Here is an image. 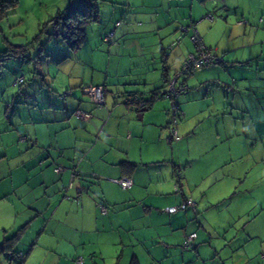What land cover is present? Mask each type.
Listing matches in <instances>:
<instances>
[{"label": "crops", "instance_id": "obj_1", "mask_svg": "<svg viewBox=\"0 0 264 264\" xmlns=\"http://www.w3.org/2000/svg\"><path fill=\"white\" fill-rule=\"evenodd\" d=\"M13 1L6 17L56 0ZM214 1L98 2L100 27L69 49L77 71L51 78L72 96L41 93L35 121L0 130V240L18 234L22 264H264V0H222L225 20L210 15ZM189 23L226 64L178 79L189 90L178 97L181 138L170 143L168 98L144 109L115 101L166 89L162 75L192 50L190 31L177 28ZM104 32H113L105 56ZM88 85L104 86L106 106L87 100ZM251 161L261 173L240 191ZM120 177L132 186L110 180ZM187 198L195 210L165 211ZM192 232L194 247L184 248Z\"/></svg>", "mask_w": 264, "mask_h": 264}, {"label": "rangeland", "instance_id": "obj_2", "mask_svg": "<svg viewBox=\"0 0 264 264\" xmlns=\"http://www.w3.org/2000/svg\"><path fill=\"white\" fill-rule=\"evenodd\" d=\"M96 1L101 4L105 0ZM214 2V6L218 5L220 8L215 10L216 12L214 10L210 12V15L215 16L214 14L217 13V18L225 20L228 14L223 12L224 2L222 0H215ZM63 4H66V0L44 1L43 6L37 2L27 13L21 14L22 10L17 9L8 17L0 18V130L10 122L17 124L19 117L22 116L23 120L27 122L35 121L38 118L35 105L41 93L46 92L51 96L54 94L60 100V93L69 89L73 92V88L69 86L56 89L55 85L51 84V78L56 75H58V82L61 83L68 80L69 73L74 70L77 71L61 31L56 33L54 27L48 23V19L55 15V10L60 9L61 5L65 6ZM99 27L98 21L87 24L88 36L93 28ZM102 36L100 38L102 45L100 51L105 56L106 52H110L109 47L111 45L105 44L102 41ZM8 44L24 46V49L20 52H17L20 49L10 50ZM90 45L88 42L85 47L89 49ZM203 68L194 72L197 73ZM88 69H86L87 72ZM20 76H23V81L17 83L16 79ZM28 106H31L30 114L28 113ZM249 166V177L245 181L243 179L244 182L241 184L240 191L248 185H252L255 175L261 173L262 166L260 163L251 161ZM258 219L264 221L261 220L260 216ZM252 224L254 222L243 226L240 230L250 229ZM259 252L264 254V248L259 249ZM3 259L4 257L0 256L1 263H3ZM4 261L5 264H8L5 259Z\"/></svg>", "mask_w": 264, "mask_h": 264}, {"label": "trees", "instance_id": "obj_3", "mask_svg": "<svg viewBox=\"0 0 264 264\" xmlns=\"http://www.w3.org/2000/svg\"><path fill=\"white\" fill-rule=\"evenodd\" d=\"M15 6H16V2L13 0H0V18L6 17L7 11L10 10L11 8L15 7ZM99 16H100L99 7L97 5L96 0H71V1H69L68 5L63 10H60L55 16H52L51 18H49L48 23L54 27V29L56 30V33L57 32L59 33L61 31L60 33L62 34L63 39L67 42L69 49L71 51H76L77 49H79L83 45V43L86 40V37H87L86 25L91 23V22H94V21H99ZM247 23H248V21H247ZM247 23H244V24H247ZM107 33H109V32H104L102 34L103 35L102 41L105 44L109 45L113 42V39L111 42L106 41L105 36ZM190 34H191V32H190ZM8 45L10 47V50L16 51V49H20L17 52H20V51H22V49H24V46H16V45H12V44H8ZM169 48L170 47H167L166 51H163L164 56L169 53ZM208 48L210 49V51L213 55L220 56L224 59V57L222 55L216 53L212 48H210V47H208ZM190 52H194V47H192V50ZM189 53H187V55ZM187 55L185 56L183 61L186 59ZM182 62L180 64L179 68L174 73H172L171 75L166 74L167 71H165L164 74L162 75L161 80L166 85L165 90L161 91V90L155 89L147 97L141 93H138V92H125L116 98L115 105L134 106L137 109H144V108L151 106V104L154 102V100H156L157 98L165 97V95L168 93L169 81L173 77V75L180 70ZM225 64H226V60L224 59V63H222V62H220V63H208V64H205V65L199 67V68H202V67L208 66V65H225ZM199 68H197V69H199ZM197 69H195V70H197ZM195 70H192V71H190L184 75H180L178 77V79L193 73ZM178 79L176 80V85L178 87L184 86L185 89H184V91L177 94V96L175 98L176 103H177L178 108H179V115H178L177 123H178L180 116L182 114V111L180 110L179 103H178V97H179V95H181V94H183L189 90V87L184 82H178ZM99 86H101L103 89L104 104L102 107H104V106H106L105 88L102 85H99ZM81 90H82V87H81ZM67 91L71 92L70 95L64 96L62 98L59 97L61 100H65V99L72 96V91L70 89ZM166 98H168L170 100L169 97H166ZM87 100L90 101V98L88 97ZM93 105L96 106L95 104H93ZM77 111H79V110L76 109L74 114ZM169 114H170V107L168 108V116H169ZM176 127H177V125H176ZM24 139L26 140V137ZM166 140L167 141L169 140L170 143L173 142L169 138V126H168V133L166 136ZM17 237H18V234L16 233L14 236L9 237V238H5L2 240V242H0V252L3 254L5 260H6V256L8 255V253H12V254L16 255L18 252H23L20 250H15L12 247L14 242L16 241ZM192 247H194V245ZM192 247H190V248H192ZM24 255H25V253H24ZM23 260L24 259H22V260H16L15 259L13 264H22L24 262ZM6 262L8 263L7 260H6Z\"/></svg>", "mask_w": 264, "mask_h": 264}, {"label": "built area", "instance_id": "obj_4", "mask_svg": "<svg viewBox=\"0 0 264 264\" xmlns=\"http://www.w3.org/2000/svg\"><path fill=\"white\" fill-rule=\"evenodd\" d=\"M262 19H260L261 21ZM238 23H247L246 19H241ZM178 30L180 32L190 31V40L194 47V52H190L186 59L182 62V65L180 67V70L176 72L173 77L169 81L168 86V93L165 95V97H169L171 101L170 106V114H169V138L171 141L179 140L181 137L177 131V120L179 115V108L176 103V96L180 92L184 91L185 87L180 86L178 87L176 85V80L180 75H184L192 70H195L205 64L208 63H224V59L220 56L213 55L210 51V49L205 45L204 40L202 36L200 35L199 31L197 30L196 26L193 23H189L187 25L179 24ZM113 32H109L105 36V40L108 42L112 41ZM23 81V76H20L16 79L17 83H20ZM85 89V90H84ZM83 89V92L88 95L90 98V102L97 106H103L104 104V95H103V89L101 86H94V85H88L85 86ZM70 91H64L60 93L59 97L62 98L64 96L70 95ZM77 117H90V113L84 112V111H77L76 112ZM169 141V140H168ZM57 172H60L62 170V166L57 167ZM72 176H78L79 172L76 170V168H71ZM117 185H119L122 189H128L132 186V179L130 177H120V178H112L110 179ZM187 208H192L195 210V201L192 198H187L185 201L177 204L168 206L165 208V211L168 213H175L180 210H186ZM101 211L105 212L106 209L104 207H101ZM196 238V233L192 232L189 233L186 236V239L183 243L184 248H190L194 245V241ZM25 255L23 252H18L16 255L12 253H8L6 256V260L8 261V264H13L14 260H22L24 259ZM76 262L78 264H83V258L78 257L76 259Z\"/></svg>", "mask_w": 264, "mask_h": 264}]
</instances>
